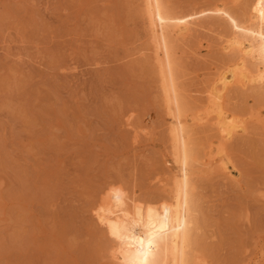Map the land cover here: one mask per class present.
<instances>
[{
    "label": "rangeland",
    "instance_id": "rangeland-1",
    "mask_svg": "<svg viewBox=\"0 0 264 264\" xmlns=\"http://www.w3.org/2000/svg\"><path fill=\"white\" fill-rule=\"evenodd\" d=\"M221 1L247 0H164L179 13ZM142 3L0 0V264H110V189L149 205L167 198L170 119ZM216 21L174 46L190 111L227 62L228 25ZM234 96L231 110L257 104ZM254 125L226 144L231 177L216 155L195 167L199 264H264V129ZM197 130L200 164L218 138Z\"/></svg>",
    "mask_w": 264,
    "mask_h": 264
},
{
    "label": "bare ground",
    "instance_id": "bare-ground-1",
    "mask_svg": "<svg viewBox=\"0 0 264 264\" xmlns=\"http://www.w3.org/2000/svg\"><path fill=\"white\" fill-rule=\"evenodd\" d=\"M142 2L151 58L159 79L163 107L170 119L168 137L174 169L167 198L163 196L166 199L159 204H153L154 201H150V205L140 203L121 191L124 189H110L111 212L106 215L105 224L112 241L107 256L110 264H199L194 247L197 224L195 167L208 166L216 155L222 162L218 172L230 176L229 159L225 157L224 161L226 144L247 134L252 124L264 129V113L260 110L264 106V0H247L238 10L239 5L236 4L235 10L221 1L212 8L186 13L171 10L164 0ZM205 20L227 23L229 33L220 40V50L227 56V62L210 80L203 108L197 105L201 109L193 107L194 111H190L179 86L174 46L194 29L205 28ZM234 95H241V99L242 95L251 96L257 104L242 113L241 108L231 110L228 100ZM198 128L213 130L218 138L216 142L206 143L205 150H208L203 155L208 156L201 165L197 163L203 156L194 139Z\"/></svg>",
    "mask_w": 264,
    "mask_h": 264
}]
</instances>
